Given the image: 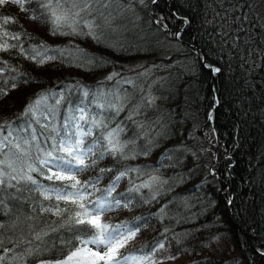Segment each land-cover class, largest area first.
I'll use <instances>...</instances> for the list:
<instances>
[{
  "label": "trees",
  "instance_id": "trees-1",
  "mask_svg": "<svg viewBox=\"0 0 264 264\" xmlns=\"http://www.w3.org/2000/svg\"><path fill=\"white\" fill-rule=\"evenodd\" d=\"M24 8L30 11H22L15 4L0 8V17H12L7 24L0 18V36L7 31L9 35L3 39L9 44L19 43L29 49L41 41L50 47H65L71 41L110 63L86 71L59 61L38 65L21 55L19 48L0 52V59L15 70H6L2 74L4 79L0 80V88L7 91V95L0 98V123L12 122L15 127L31 99L49 89L65 94L60 119L69 107L67 99H71L73 105L83 99L90 112L99 111L105 118H111L115 112L105 111L99 104L115 101L109 93H116L131 97L115 117L116 122L123 121L122 126H126L122 139L135 138L137 152L148 148L151 151L118 163L107 157L99 162L98 168L156 167L166 156H175L178 163L180 146L202 152L199 161L180 162V168L175 170L190 171L198 164L205 167L204 174L195 176L191 184L188 181L176 183L171 172L164 175L155 171V175L168 181L156 199L145 203L137 198L139 206L113 211L103 217L113 224L128 221L144 225L121 253L134 252L143 245L150 250L157 241L163 240L164 249L156 253L161 264H264V28L255 4L249 0H155V3L153 0L143 3L140 0H101L92 5L95 11L89 19L96 18V23L101 25L97 31H102L105 43L114 48L97 44L90 37L53 36L49 23L31 18L33 13L44 12L39 0H25ZM104 17H108L107 23ZM161 18L163 21L157 23ZM163 24L168 25L167 30ZM23 32L35 37V41L24 35H20L19 41L12 39L13 35ZM177 32L181 33L179 37L175 35ZM175 42L182 48L169 58L161 59L162 62L190 57L194 69L186 74L180 72L174 83L165 82L152 88L150 83H145L139 68L130 69L132 62L153 58L157 43ZM206 64L220 71L213 73ZM112 68L120 71V77L122 72L131 76L133 85L126 90L125 83L116 86L119 76L105 80L113 72ZM13 83L15 88L11 87ZM78 83L93 90L100 88L103 96L92 103L94 97L91 94L82 97L76 87ZM66 85L71 86V91H65ZM155 93L162 96L155 111L151 104H145L131 120L127 119L133 105ZM3 134L7 135V129ZM207 137L212 141L213 151L208 150ZM115 174V171L104 174L99 187H107L109 178ZM97 175L100 173L93 170L82 173L79 178ZM136 176L130 173L122 179L113 195L125 192L129 180ZM33 196L31 203L23 204L22 211L38 219L22 217L16 228H11L10 217L14 219L19 215L21 208L15 200L8 201L10 213L0 212V223L4 224L0 232L5 241L0 248V256L5 259L0 264H38V260L54 259L57 250L66 247L57 242L55 248L39 257L21 255L28 245L19 243V237L27 236L28 226L39 229L45 227V220L57 219L38 210L34 212L33 205H38L43 198L36 199L38 194ZM161 208L167 215L159 214ZM137 217L141 219L137 221ZM58 235L50 233L46 239Z\"/></svg>",
  "mask_w": 264,
  "mask_h": 264
},
{
  "label": "snow or ice",
  "instance_id": "snow-or-ice-1",
  "mask_svg": "<svg viewBox=\"0 0 264 264\" xmlns=\"http://www.w3.org/2000/svg\"><path fill=\"white\" fill-rule=\"evenodd\" d=\"M140 2L143 3L144 0ZM98 3H101V0H39L44 12L33 13L31 18L49 23L50 34L53 36L90 37L97 44L114 48V45L105 43L102 31H97L101 25L96 23V18L89 19L95 11L92 5ZM10 4L18 5L22 11H30L24 8L25 0H0V8ZM0 18L5 24L12 19L10 16ZM104 21L107 23L108 17H104ZM162 21L163 18L157 23ZM163 27L167 30L168 25L163 24ZM180 34L175 33L177 37ZM8 35L9 33L5 31L3 36H0V52L19 48L21 55L41 66L47 62L59 61L89 71L110 63L103 56L89 53L79 45H73L71 41L65 47H50L41 41L34 43L29 49H24L22 44H9L3 39ZM20 35L29 36L35 41V37H31L27 32L17 33L12 39L19 41ZM205 67H209L213 73L220 71L219 68L207 64ZM6 70L15 71L6 61L0 59V80L4 79L2 74ZM119 75L120 73L114 70L105 77V80L111 81ZM11 79L15 81L16 77ZM120 83L131 84L133 81L118 80L117 84ZM11 87L15 88L16 84L13 83ZM76 87L84 98L91 94L94 97L92 103L99 101L103 96L100 88L93 90L80 86L79 83ZM65 91H71V86L66 85ZM5 95L7 91L0 88V98ZM109 95L114 96L115 101L100 103L99 107L105 111H114L115 116L111 118H105L99 111L90 112L83 99L75 105L71 99H67L69 107L60 119L59 111L62 101L66 99L65 94L49 89L37 93L31 99L20 114V123L15 127L12 122L0 123V212L6 215L10 213L8 201L15 200L20 203L21 208L18 209L19 215L14 219L10 217L11 228L15 229L22 217L25 220L38 219L22 211L23 204L31 203L34 199L33 194H38L36 199L42 197L43 200L38 205H33V211L38 210L57 218L45 220L43 228L37 229L31 224L28 226L27 236L19 237V243L28 245L21 255L35 254L39 257L55 248L57 242L66 246L57 250L54 259L38 260V264H161L156 253L164 249L163 240L157 241L150 250H146L147 245H143L134 252L121 253V249L136 238L144 225L128 221L113 224L103 219L109 212L130 210L134 206H139L140 201H137L135 194L141 193L144 189L148 190L150 196L142 197L143 202L148 203L156 199L161 194L163 186L168 183L154 174L156 168L152 166L125 167L121 170L97 167L99 162L107 157H112L118 163L120 160L135 159L140 154L147 155L151 151L148 148L137 152L135 138L122 139L126 126H122L123 121L116 122L115 117L124 110L131 97L116 93ZM154 102L155 98L143 97L129 109L127 119L131 120L145 104L150 105ZM112 124L115 126H111ZM5 129L7 135L3 134ZM93 170L98 171L100 175L83 180L79 178L82 173ZM113 171L116 174L109 178L107 187L100 188L99 185L105 179L104 174ZM130 173L137 174L136 179L140 182L131 179L125 192L113 195L121 180ZM41 178L50 183H43ZM43 201L49 203L45 204ZM159 214L167 215L164 208L160 209ZM139 219L141 218H136L137 221ZM3 228L4 224L0 223V229ZM50 233L59 235L46 239ZM65 233L70 235L66 236ZM8 240L11 242V237ZM4 243V234L0 232V248H3ZM4 259V256H0V262Z\"/></svg>",
  "mask_w": 264,
  "mask_h": 264
},
{
  "label": "rangeland",
  "instance_id": "rangeland-1",
  "mask_svg": "<svg viewBox=\"0 0 264 264\" xmlns=\"http://www.w3.org/2000/svg\"><path fill=\"white\" fill-rule=\"evenodd\" d=\"M249 1L255 4L256 9L258 11L257 16L258 18H260L262 22L261 24L264 28V0H249ZM156 48H157L156 50L157 53H155V56H153V58L145 57L142 60L140 59L138 61L132 62L131 65L133 66L130 68V69L139 68L140 70L139 73L141 74V76L144 75L145 77V80H146L145 83H150L152 88L153 87L157 88L158 86H161V84L165 82L174 83L177 80V77L179 76L180 72H184V74H186V73L193 71L194 67H193V64L191 63L192 58L190 57H185V58L182 57L180 59H176L175 61L171 59L170 61L162 62L164 58H169L171 53L173 54L175 51L182 48L176 42L175 44L157 43ZM114 70L120 73L119 70L112 68V71ZM121 76L122 77L119 76V78L122 81L125 79H131L133 81L132 77L129 75H126L125 72H122ZM125 84H127V86H125L126 87L125 90L133 85V83L131 84L125 83ZM116 86L120 87V84H116ZM161 97H159L157 93H155V95L151 97V98H155V102L151 104V108L153 111L156 110V107L157 108L159 107V105L157 106V104L159 103V100ZM92 100H94V98H92ZM206 139L208 141V145H207L208 150L213 151L212 146H211L212 141L209 140L208 137ZM201 153L202 152H199L198 149L196 148H191V147L183 148L180 146L178 148L177 158L179 157V155H181V158L178 163L186 162V161L190 162L191 159L199 161V157L201 156ZM149 160H152V159L149 158ZM158 163H159L158 166L154 167L156 168V171L157 172L160 171L164 175L171 172V175H173L172 177H175L177 179L176 183L178 184H181V182L183 181H188L191 184V182L194 181L193 178L195 176L204 174L206 170L205 167L203 168L202 165L198 164V165H195L193 168H191L190 171H185V172H180V173L176 172L177 168H180V165L177 163V159L175 156L174 157L166 156V158L161 159ZM173 171H174V174L172 173ZM135 180L137 181V179ZM139 182L140 180L137 183ZM135 195L137 196V198H139L140 201H143L141 199L142 197L150 196L147 189H144L141 191V193L135 194Z\"/></svg>",
  "mask_w": 264,
  "mask_h": 264
},
{
  "label": "bare ground",
  "instance_id": "bare-ground-1",
  "mask_svg": "<svg viewBox=\"0 0 264 264\" xmlns=\"http://www.w3.org/2000/svg\"><path fill=\"white\" fill-rule=\"evenodd\" d=\"M121 3H122V2H121ZM120 5H121V4H120ZM118 7H119V6H118ZM203 63H204V62H203ZM109 166H110V165H109ZM114 166H115V165H114ZM118 167H119V166H118ZM120 167H121V166H120ZM120 167H119V168H120ZM108 174H109V173H108ZM263 248H264V247H263ZM261 249H262V248H261ZM263 250H264V249H263ZM263 252H264V251H263ZM261 254H262V253H261Z\"/></svg>",
  "mask_w": 264,
  "mask_h": 264
},
{
  "label": "water",
  "instance_id": "water-1",
  "mask_svg": "<svg viewBox=\"0 0 264 264\" xmlns=\"http://www.w3.org/2000/svg\"><path fill=\"white\" fill-rule=\"evenodd\" d=\"M203 62H204V60H203Z\"/></svg>",
  "mask_w": 264,
  "mask_h": 264
}]
</instances>
